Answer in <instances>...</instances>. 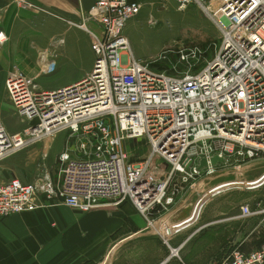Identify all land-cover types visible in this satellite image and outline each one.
I'll return each instance as SVG.
<instances>
[{
	"label": "built area",
	"instance_id": "2783aa9c",
	"mask_svg": "<svg viewBox=\"0 0 264 264\" xmlns=\"http://www.w3.org/2000/svg\"><path fill=\"white\" fill-rule=\"evenodd\" d=\"M15 1L33 6L30 0ZM172 1L180 9L194 6L216 22L221 39L212 57L194 45L179 55L185 69L158 70L133 55L124 35L142 3L96 0L81 11L80 21L64 18L91 39L90 73L56 89H43L20 73L6 77L7 95L28 126L10 133L0 122V162L61 131L68 138L56 181L44 169L31 183L0 180V218L32 212L51 199L83 212L129 201L161 234L171 257L180 258L183 244H170L176 230L164 235L152 215L169 210L183 183L196 189L202 173L233 160L239 168L264 159V0ZM6 40L0 32V45ZM143 139L147 153L133 161L127 145ZM215 155L225 162L210 165ZM203 158L209 165L199 169ZM253 214L249 204L240 206L242 217ZM208 264H264V245Z\"/></svg>",
	"mask_w": 264,
	"mask_h": 264
},
{
	"label": "crops",
	"instance_id": "0c3cea01",
	"mask_svg": "<svg viewBox=\"0 0 264 264\" xmlns=\"http://www.w3.org/2000/svg\"><path fill=\"white\" fill-rule=\"evenodd\" d=\"M30 1L33 6L0 0V32L7 37L0 45V122L7 128L5 120L10 121L12 133L23 131L28 122L20 117L7 119L13 106L4 81L10 73L23 74L43 89H56L90 73L95 59L89 35L67 24L64 18L80 21L81 11L96 0ZM37 7L62 18L39 11ZM89 61L90 68L86 67ZM50 62L55 64L48 71ZM18 121L22 125L18 126ZM64 133H57L52 143H39L35 147L36 154L54 149ZM62 151L51 150L50 155H59ZM19 159L6 162L12 172L7 171L9 176L13 173L18 176L16 161ZM14 178L30 182L23 173L20 178ZM173 211L175 209H170L162 216L164 235L180 226L176 221L166 223L165 217L173 215ZM171 218L174 220L175 215ZM180 232H172L170 244L173 247L183 244V253L186 244L175 239ZM164 245L161 234L148 226L144 216L129 201L83 212L51 199L32 212L0 218V264H176L169 246ZM188 252L189 249L184 255ZM187 256L190 260L184 261L185 264H206V260L198 262L190 253Z\"/></svg>",
	"mask_w": 264,
	"mask_h": 264
},
{
	"label": "rangeland",
	"instance_id": "374dc122",
	"mask_svg": "<svg viewBox=\"0 0 264 264\" xmlns=\"http://www.w3.org/2000/svg\"><path fill=\"white\" fill-rule=\"evenodd\" d=\"M138 1L142 3V9L124 29V35L136 58L148 61L158 70L172 72L174 68H186L185 64L179 62V55L190 46H199L207 58L213 56L220 43L221 30L205 12L194 6L180 9L172 0ZM91 62L86 67L90 68ZM16 117L19 118L13 108L7 119L12 121ZM5 123L7 130L12 133L10 121L7 123L5 120ZM16 123L18 126L22 125L21 121ZM61 136L52 151H62L68 134L65 132ZM48 140L52 143L51 139ZM38 144L1 161L0 180L20 178L23 173L27 176V181H30L28 183H31L44 169L51 179L56 181L60 167L59 155L51 156V150L46 149L43 153L36 154L35 147ZM127 148L133 161H139L148 150L144 139L141 142L130 140ZM74 154L80 155L78 152ZM12 158L19 159L16 161L19 164L16 172L18 176L15 173L12 176L8 175L12 172L6 166V162ZM238 164L239 162L233 160L214 169V173H202L196 178V189H190L188 183H183L182 192L169 208L175 209V212L165 217L166 223L169 221L168 224H172L184 215H194L187 221L189 223L175 231V233L181 231L175 239L186 244L184 252L189 249L185 255L181 251L180 258L173 256L176 264H185L189 261L190 257L187 256L189 253L196 257V261L206 260L208 264L234 250L246 252L264 245V159L245 162L239 168L236 167ZM242 204H249L254 214L242 217L240 215ZM167 212L162 214L156 212L152 215L157 218L156 220H160L157 221L160 222L157 225L160 231L164 224L162 216ZM179 214L181 215L178 218L174 220L171 218Z\"/></svg>",
	"mask_w": 264,
	"mask_h": 264
},
{
	"label": "water",
	"instance_id": "95a60500",
	"mask_svg": "<svg viewBox=\"0 0 264 264\" xmlns=\"http://www.w3.org/2000/svg\"><path fill=\"white\" fill-rule=\"evenodd\" d=\"M219 162H225V159H223V158H221V157H219V156H217V155H215L214 157H212L211 159H210V165H216V164H218ZM209 164H208V161H207V159H205V158H203V159H201V161H200V165H199V169H202V168H204V167H206V166H208Z\"/></svg>",
	"mask_w": 264,
	"mask_h": 264
},
{
	"label": "bare ground",
	"instance_id": "6f19581e",
	"mask_svg": "<svg viewBox=\"0 0 264 264\" xmlns=\"http://www.w3.org/2000/svg\"><path fill=\"white\" fill-rule=\"evenodd\" d=\"M48 140V139H47ZM47 142H50L49 140L47 141ZM181 214H179V215H175V218H178L179 216H180ZM183 215V214H182ZM193 216L194 215H191V216H185L184 215V217H181V219L179 218L177 221H176V224L177 225H180V226H178V227H182L183 225H185V224H187L188 222V220H190L191 218H193ZM177 227V228H178ZM168 232H170V231H168Z\"/></svg>",
	"mask_w": 264,
	"mask_h": 264
}]
</instances>
